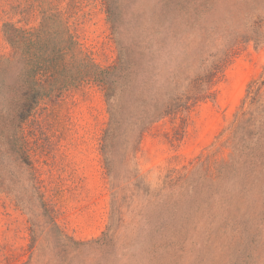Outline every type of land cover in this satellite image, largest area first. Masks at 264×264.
I'll list each match as a JSON object with an SVG mask.
<instances>
[{
  "label": "rangeland",
  "instance_id": "374dc122",
  "mask_svg": "<svg viewBox=\"0 0 264 264\" xmlns=\"http://www.w3.org/2000/svg\"><path fill=\"white\" fill-rule=\"evenodd\" d=\"M46 3L64 13L95 64L114 65L117 46L104 0H0V58L11 53L3 24L37 27ZM196 3L203 4L209 42L215 41L216 49L226 42L235 46L215 86V101L155 123L138 152L130 154L125 170L138 172L149 191L168 170L187 172L206 159H226L230 127L242 105L249 109L247 89L264 77V0ZM258 104L264 106V86L250 108ZM107 122L103 87L86 81L41 100L23 125L31 170H17L11 155L0 149V264H264V195L252 194L249 210L236 202L232 215L243 233L233 241L208 240L202 225L174 244L137 239L141 214L130 207L139 197H127L121 216L112 222L110 179L101 151ZM32 174L38 194L31 187ZM110 221L105 247H80L68 239L96 240Z\"/></svg>",
  "mask_w": 264,
  "mask_h": 264
},
{
  "label": "trees",
  "instance_id": "16d2710c",
  "mask_svg": "<svg viewBox=\"0 0 264 264\" xmlns=\"http://www.w3.org/2000/svg\"><path fill=\"white\" fill-rule=\"evenodd\" d=\"M104 1L117 46L110 67L90 59L64 13L49 3L41 7L37 27L3 24L11 53L0 58V149L11 155L17 170H31L23 125L40 101L59 90L96 82L104 89L108 113L101 151L111 186L110 220L121 216L127 197H139L130 207L141 214L137 239L174 244L185 241L199 225L208 240L240 238L241 221L232 215L236 202L249 210V197L264 195V106L250 108L258 103L264 77L247 89L249 109L242 105L230 127L226 159H206L187 172L168 170L149 191L138 172L125 170L130 154L138 152L155 123L215 101V86L235 45L221 43L216 49L215 41L209 42L203 4L196 0ZM192 35L195 40L189 41ZM31 187L38 194L33 174ZM111 221L96 240L68 239L80 247H105Z\"/></svg>",
  "mask_w": 264,
  "mask_h": 264
}]
</instances>
